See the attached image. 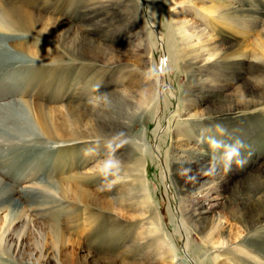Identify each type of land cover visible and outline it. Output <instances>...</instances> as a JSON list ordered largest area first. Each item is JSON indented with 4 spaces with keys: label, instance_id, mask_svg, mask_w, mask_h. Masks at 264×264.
I'll return each mask as SVG.
<instances>
[{
    "label": "rangeland",
    "instance_id": "374dc122",
    "mask_svg": "<svg viewBox=\"0 0 264 264\" xmlns=\"http://www.w3.org/2000/svg\"><path fill=\"white\" fill-rule=\"evenodd\" d=\"M2 10L0 264H264V0Z\"/></svg>",
    "mask_w": 264,
    "mask_h": 264
},
{
    "label": "bare ground",
    "instance_id": "6f19581e",
    "mask_svg": "<svg viewBox=\"0 0 264 264\" xmlns=\"http://www.w3.org/2000/svg\"><path fill=\"white\" fill-rule=\"evenodd\" d=\"M9 15L8 14H6L5 13V11H0V23H2V24H4V23H6V24H9V23H17L16 21H15V19L17 18V17H15V16H13V17H8ZM176 114H178V113H176ZM175 116H177V115H174V117ZM183 116V115H182ZM178 117V116H177ZM184 118V117H183ZM201 187V186H200ZM193 190V189H192ZM202 197H201V199H196V205H198V204H201L202 205V203H201V201L203 202V201H205V200H208L209 198H210V196H208L206 193H204V194H202L201 195ZM215 204V203H214ZM213 204V205H214ZM196 207V206H195ZM201 210L199 211V209H198V207H196L195 209H194V216H195V218L196 219H194L193 221V228L194 229H196V228H198L199 229V226L197 225V226H195L194 224L196 223V222H198V223H200L201 222V220H203L204 218H205V215L203 214L204 213V211L205 210H207L206 209V207H202V208H200ZM157 219L159 220L158 222H160V216L159 215H157ZM181 221H183V220H181ZM181 223H183V222H181ZM157 224V223H156ZM185 224V223H184ZM258 225V224H257ZM182 226H185V225H182ZM186 227V226H185ZM193 228H191V229H193ZM154 229H155V231H156V229H158V232L160 233V235H163L164 237H166L167 235H169L168 233H167V231H165V230H162V228L160 229V226L158 227V226H156V227H154ZM203 231V230H202ZM207 232V231H206ZM158 238H159V236H158ZM0 239H1V236H0ZM159 239H163L162 237H160ZM0 242H1V240H0ZM1 244V243H0ZM189 245V244H188Z\"/></svg>",
    "mask_w": 264,
    "mask_h": 264
}]
</instances>
